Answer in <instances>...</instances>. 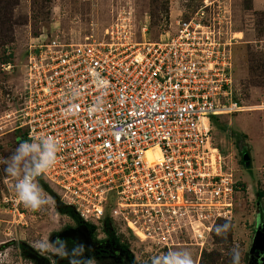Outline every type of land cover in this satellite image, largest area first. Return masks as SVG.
Instances as JSON below:
<instances>
[{
	"label": "built area",
	"instance_id": "2783aa9c",
	"mask_svg": "<svg viewBox=\"0 0 264 264\" xmlns=\"http://www.w3.org/2000/svg\"><path fill=\"white\" fill-rule=\"evenodd\" d=\"M226 15L198 11L157 40L144 26L139 41L125 15L103 42L28 45L21 102L5 119L28 140L56 137L58 162L38 179L76 222L124 227L167 252L201 251L217 221H232L241 187L213 139L215 119L242 108ZM3 202L12 214L26 208L15 192Z\"/></svg>",
	"mask_w": 264,
	"mask_h": 264
},
{
	"label": "rangeland",
	"instance_id": "374dc122",
	"mask_svg": "<svg viewBox=\"0 0 264 264\" xmlns=\"http://www.w3.org/2000/svg\"><path fill=\"white\" fill-rule=\"evenodd\" d=\"M198 11H227L224 38L232 55L233 101L248 109L218 118L213 139L228 156L241 192L232 221H217L201 251L191 245L171 250H190L195 264H233L235 250L239 264H253V249L264 250V231L258 238L264 224V0H0V156L28 140L23 129L11 130L5 116L21 102L22 66L31 41L48 36L66 43L103 42L109 27L125 15L134 41L140 40L144 26L145 38L157 40ZM6 64L11 67L3 70ZM224 129L244 136L246 160ZM14 183L0 170V264H68L58 253L39 247L58 237L85 245L95 264H151L165 252L140 242L124 227L78 226L63 211L58 194L45 185L54 205L12 214L3 199L15 192ZM225 223L226 236H218L215 226Z\"/></svg>",
	"mask_w": 264,
	"mask_h": 264
},
{
	"label": "clouds",
	"instance_id": "9594fccd",
	"mask_svg": "<svg viewBox=\"0 0 264 264\" xmlns=\"http://www.w3.org/2000/svg\"><path fill=\"white\" fill-rule=\"evenodd\" d=\"M60 144L52 135H41L31 140H21L11 154L0 156V170L6 176L15 179L14 191L18 203L37 212L54 205V198L39 183V177L51 170L58 162ZM229 225L215 226L218 236L225 237ZM44 250H52L68 260V264H95V259L88 253L89 249L82 243L60 240L39 243ZM233 264H239V253L233 250ZM151 264H195L192 253L188 249H174L153 258Z\"/></svg>",
	"mask_w": 264,
	"mask_h": 264
},
{
	"label": "trees",
	"instance_id": "16d2710c",
	"mask_svg": "<svg viewBox=\"0 0 264 264\" xmlns=\"http://www.w3.org/2000/svg\"><path fill=\"white\" fill-rule=\"evenodd\" d=\"M217 120L218 119H215V122L214 123H217ZM224 131L228 132L229 136L231 138H234L235 139V141H236V148L243 155V158L246 160L247 159L246 158L247 155L244 153V147H245L244 136L241 133L234 132V131H230L228 129H224ZM63 211L71 214L73 216V219L75 221L77 220V217H76L74 211L71 208L65 207V209H63ZM106 227H108V226H106Z\"/></svg>",
	"mask_w": 264,
	"mask_h": 264
},
{
	"label": "flooded vegetation",
	"instance_id": "af4514ba",
	"mask_svg": "<svg viewBox=\"0 0 264 264\" xmlns=\"http://www.w3.org/2000/svg\"><path fill=\"white\" fill-rule=\"evenodd\" d=\"M75 223L78 226H85V227H90L87 225H84L82 223L76 222ZM253 264H264V250L261 248H256L255 252H253Z\"/></svg>",
	"mask_w": 264,
	"mask_h": 264
},
{
	"label": "water",
	"instance_id": "95a60500",
	"mask_svg": "<svg viewBox=\"0 0 264 264\" xmlns=\"http://www.w3.org/2000/svg\"><path fill=\"white\" fill-rule=\"evenodd\" d=\"M245 157H246V156H245ZM246 158H247V157H246ZM259 229H260L261 232L258 233V238L262 237V231H264V224H261ZM257 240H258V239H257ZM256 248H261V247H255V248L253 249L252 252H255ZM261 249H262V248H261Z\"/></svg>",
	"mask_w": 264,
	"mask_h": 264
},
{
	"label": "bare ground",
	"instance_id": "6f19581e",
	"mask_svg": "<svg viewBox=\"0 0 264 264\" xmlns=\"http://www.w3.org/2000/svg\"><path fill=\"white\" fill-rule=\"evenodd\" d=\"M232 38H233V37H232ZM259 108H260L261 110H263V108H262L261 106H259ZM245 109H248V108L242 107L241 109L238 110V112H242V111L245 110Z\"/></svg>",
	"mask_w": 264,
	"mask_h": 264
}]
</instances>
